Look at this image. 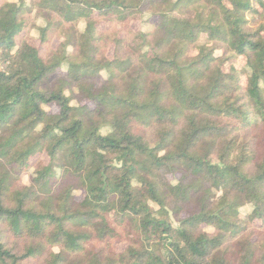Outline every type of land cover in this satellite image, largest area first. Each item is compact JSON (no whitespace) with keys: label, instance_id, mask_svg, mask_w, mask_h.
I'll list each match as a JSON object with an SVG mask.
<instances>
[{"label":"trees","instance_id":"1","mask_svg":"<svg viewBox=\"0 0 264 264\" xmlns=\"http://www.w3.org/2000/svg\"><path fill=\"white\" fill-rule=\"evenodd\" d=\"M0 264H264V0H0Z\"/></svg>","mask_w":264,"mask_h":264},{"label":"rangeland","instance_id":"2","mask_svg":"<svg viewBox=\"0 0 264 264\" xmlns=\"http://www.w3.org/2000/svg\"><path fill=\"white\" fill-rule=\"evenodd\" d=\"M141 28H142V30H148L149 29V27L148 26H145V25H141ZM33 35V34H32ZM21 183L23 184V185H26L27 183H28V179H27V176H23L22 177V179H21ZM118 248L119 249H122V246H118Z\"/></svg>","mask_w":264,"mask_h":264}]
</instances>
